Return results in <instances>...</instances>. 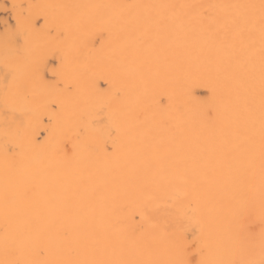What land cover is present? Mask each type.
Returning <instances> with one entry per match:
<instances>
[{
	"label": "bare ground",
	"instance_id": "obj_1",
	"mask_svg": "<svg viewBox=\"0 0 264 264\" xmlns=\"http://www.w3.org/2000/svg\"><path fill=\"white\" fill-rule=\"evenodd\" d=\"M46 3L36 5L47 12L45 25L34 16L41 29H55L52 36L42 37L36 24L23 29L36 20L13 11L20 31L32 32L10 42L21 53L38 49L47 61L42 47L63 51L56 65L50 54L44 63L55 78L29 82L38 86L34 95L39 82L48 86L47 113L41 109L48 121L39 108L46 99L29 91L33 98L23 103L36 98L39 111L30 104L33 125L23 124L35 129L23 127L29 139L14 131L22 141L16 155L0 141V264H173L185 243L203 248L196 259L210 264H260L262 0ZM8 22L0 19V36L12 31ZM14 59L11 67H21ZM22 70L0 76L9 84L7 103L12 80L19 77L18 89L28 85ZM36 129L44 135L34 142Z\"/></svg>",
	"mask_w": 264,
	"mask_h": 264
},
{
	"label": "rangeland",
	"instance_id": "obj_2",
	"mask_svg": "<svg viewBox=\"0 0 264 264\" xmlns=\"http://www.w3.org/2000/svg\"><path fill=\"white\" fill-rule=\"evenodd\" d=\"M3 1V2H2ZM12 0H0V5H3V6H1V10H0V19H6L7 20V22H8V24L10 25V24H13L11 27H12V31L14 32V30H15V28H17L18 29V32H16L17 34H15V33H13L12 31H11V29H10V32H7V34L8 35H4V34H6V33H3L1 36H0V38L2 37V41H5V43H4V45H3V42L2 41H0V42H2V43H0L1 44V46L3 45V47L4 48H2V49H0V61H5L4 59L6 58V61H5V63L4 64H2V63H0V76L2 77V76H4V75H1L2 74V72H4L5 73V76H8V75H10V74H16L17 76H18V72H19V69H23L24 71L26 70L27 71V75H26V78L24 79V80H28L27 82L26 81H24V82H26V84H28V85H25L24 83H23V90H24V92H22L23 90H22V88H20V89H18V87L17 86H20L19 84L20 83H18V79H19V77H17L16 78V80H12L11 82H13V84H12V91H11V93L10 94H12L11 95V98L13 99V100H11V98H10V100L11 101H9L8 100V103L6 102V100H7V98L9 99V96L7 97V92H6V89H7V91H9L10 92V90L8 89V82H6V81H2L3 79L2 78H0L1 80H0V141L1 142H3L2 143V148L5 146V147H7V150H8V152L10 153L11 151H14L15 153H14V155H16V152H17V148H18V146L20 147V146H22V141H21V138H25V139H29V138H26V137H29V133H31V131L32 130H34L35 128V124H34V127L33 126H31V124L29 125L28 124V126H27V128H26V125H27V123L25 122V125L23 124L24 123V121H28V122H30L33 118H31L30 117V120L29 119H27L26 117H27V113L25 112V111H27V109H28V113L29 112H32L33 110L32 109H34L33 108V106L35 105L34 103H36L35 101H38V100H36V98H41V96H42V102H43V100H45L46 98L45 97H47L46 95V93L45 92H49V89H48V86H46L45 85V83L44 82H39L40 84L42 83V86H43V88L44 87H46V89L44 88V90H43V88L42 89H39V90H41V91H39V93L41 92V94L43 93L44 95H45V97H43L44 95L42 94H39V93H37L36 94V91H35V95H34V91H33V88H35V87H38V86H35V87H31V85L33 86V82H34V84H36L35 82H36V80H33L34 78V76L36 77V78H38V80L40 79V77H43V79L45 80L46 78H50V76H51V78H52V76L53 75H51L50 73H48V71H47V68H46V66L47 65H45V67H44V63H46L47 64V62L48 63H50V62H52V60H53V62H52V64H54V62H56V54L58 53H60L61 52V54H62V47L61 46H63V43H62V45L60 44V42H59V45H61L60 47V49H61V51L60 52H56V51H49V50H47V46H44V47H42V49L41 50H44V49H46V50H44L43 51V53L46 51V53L45 54H47L48 53V57H46V59L47 58H53L52 60L50 59H48L47 61L45 60V59H43V58H45V57H43L42 55H44V54H41V52H40V50H39V52H38V49L36 50L37 52H35V54H34V52H31V51H29V49L27 48L26 49V51L25 52H23V53H21L17 48H15L14 47V44L13 43H10L13 39H17V40H19L18 39V35L20 36V35H25V36H30L31 34H32V32L31 31H29L28 29H27V31L25 30V33L22 31H20V30H22V29H20V27H22L23 25H25V26H23V29H26V26H27V28H29L28 27V25L27 24H31V26H30V30H33V26H35V24H36V27L38 28L40 25H38L39 23H38V21L40 20V19H42L41 20V22H43V24H42V26L43 25H45L44 24V22L47 20L45 17L46 16H48L47 15V12H46V15L45 14H43L38 8H37V6L36 5H38V2H39V0H16V2H14V0H13V2H11ZM34 1H36L35 2V5H30V3L32 2V3H34ZM46 1L47 0H43V6L45 7V5L47 4L46 3ZM13 3V4H9V3ZM23 2H28V3H26L27 5H25V4H23ZM15 4V5H14ZM21 4V5H20ZM45 4V5H44ZM9 6H10V8H9ZM27 8H26V7ZM48 6V5H47ZM3 7H5V8H3ZM25 7V8H24ZM19 8V9H18ZM5 9V10H4ZM15 10H17V15L19 16V18H28V22L29 21H31V19L29 20V17L30 16H27V14L30 12V14H31V16L32 17H34V18H32V19H35L36 20V17L34 16L35 14H37L39 17H40V19H38L39 17H37V19H38V21L36 20H34L36 23H34L33 21L31 22V23H27V22H25V24H23L22 25V23H21V19H19V21L17 22V19H15L14 20V17H13V15H14V13H13V11H15ZM25 10V11H24ZM39 10V11H38ZM45 10V9H44ZM21 13H20V12ZM24 12V13H23ZM25 12L27 13V14H25ZM54 12V11H53ZM55 13V12H54ZM25 14V15H24ZM50 14V13H49ZM16 15V14H15ZM22 15V16H21ZM36 15V16H37ZM18 16H16V17H18ZM24 16H27V17H24ZM5 17V18H4ZM15 17V18H16ZM40 22V21H39ZM34 23V24H33ZM1 24V23H0ZM41 24V23H40ZM48 24V23H47ZM15 25H16V27H15ZM14 26V27H13ZM46 26H48V25H46ZM52 26H54V25H52ZM25 27V28H24ZM50 27V26H49ZM40 28V27H39ZM46 28V27H45ZM58 28V27H57ZM52 30V29H54V28H47L46 30H44V29H41L40 28V30H44L43 32H42V37L44 36V37H47V32H48V34H49V36H52V34L54 33V31H55V29L54 30H52V31H50V30ZM52 32V34L50 33V32ZM59 31H62L61 29L59 30ZM41 32V31H40ZM56 32V31H55ZM11 33V34H10ZM44 33V34H43ZM61 32H59V33H56V34H60ZM62 35H64V32L63 33H61ZM54 35V34H53ZM59 36H61V35H59ZM58 36V37H59ZM62 37L63 36H61V38L60 39H62ZM20 38V37H19ZM7 39V40H6ZM46 40H47V38H46ZM31 41V40H30ZM7 43H9V45L7 44ZM18 44V43H17ZM48 45V44H47ZM5 46H7V47H9V49L6 51V48H5ZM58 46V45H57ZM51 47V46H50ZM49 46H48V49L50 48ZM11 48V49H10ZM44 48V49H43ZM57 49H59V47H57ZM53 50H56V49H53ZM3 51H5V52H8L9 51V53H6V54H4L3 53ZM12 51H13V53H12ZM15 51V52H14ZM30 53H29V52ZM48 51V52H47ZM20 52V54L18 55L19 56V58H18V60L16 59V57H18L17 56V54ZM50 52V53H49ZM55 52V53H54ZM10 53H12V54H10ZM17 53V54H16ZM49 54L51 55V57L49 56ZM57 54V55H58ZM4 55V56H3ZM9 55H12V56H9ZM28 55H30V57H28ZM42 56V57H41ZM45 56H47V55H45ZM5 57V58H4ZM14 59V62L16 61V62H18V63H20V65H22L21 67L18 65V63L16 64V62L14 63V65L16 64V65H18L20 68L18 69V66L17 67H14V66H12L11 67V63H13V61H12V59ZM30 59V62H29V59ZM20 60V61H19ZM2 61V62H3ZM2 64V65H1ZM33 64V66H31ZM7 67H6V66ZM15 65V66H16ZM35 65H36V67H35ZM54 65H56V64H54ZM8 68V69H7ZM45 68V69H44ZM14 69L15 70H17V71H14ZM41 69H42V71H43V73H41L42 71H41ZM46 71H44V70ZM22 70V71H23ZM40 72V75H42V76H38L37 77V75H38V73ZM8 73V75H6L7 73ZM16 72V73H15ZM46 74H45V73ZM30 73V74H29ZM28 75H31V76H28ZM34 75V76H33ZM44 75H45V77H44ZM47 75V76H46ZM54 78H55V76H53ZM31 78H33V79H31ZM35 78V79H36ZM48 78V79H49ZM42 79V78H41ZM30 80H32L33 82L32 83H29L30 82ZM15 81V82H14ZM16 81H17V85H16ZM56 81L57 80H55V83H56ZM19 82H20V80H19ZM103 83V82H102ZM37 84H38V82H37ZM58 84L60 85V82H58ZM104 84V83H103ZM16 85V86H15ZM22 85V84H21ZM39 86H41V85H39ZM21 87V86H20ZM28 87H30V88H28ZM17 89V90H16ZM27 89V90H26ZM28 89H30V90H28ZM36 89V88H35ZM38 89V88H37ZM36 89V90H37ZM26 90V91H25ZM46 90V91H45ZM16 91V93H14ZM29 91L31 92L30 94L33 96H35L34 98H35V100L34 99H31L32 101H34V105L32 106V101L31 102H29L30 104H31V106H32V109H31V106H30V104H29V106H30V109L32 110V111H29L30 109L28 108L29 106H27V105H25V103H23V101H25L26 102V97L28 98V100H30V97L31 98H33L30 94H29ZM37 91V92H38ZM20 92V93H19ZM5 93H6V96H5ZM14 93V94H13ZM26 93H27V95L29 96H27L26 95ZM20 94H21V96H20ZM14 95H15V97H16V99H15V97H14ZM37 95V96H36ZM41 95V96H40ZM4 96H5V98H4ZM22 97V98H21ZM24 98V99H23ZM40 101V102H41ZM48 101V98L46 99V101H44L42 104H44L45 102H47ZM10 102V103H9ZM13 102H16V103H18L19 105L21 104V106H16ZM41 103H39L40 105H42ZM48 103V102H47ZM47 103H45L43 106H42V108L41 107H39L37 104L35 105V106H38L39 108H40V110L42 109L43 110V108H45L44 110H46V111H44L45 113H47V110H48V104ZM27 104H28V102H27ZM47 104V105H46ZM15 105V106H14ZM23 105H25V106H27L26 108L24 107L23 108ZM34 106V107H35ZM37 107V108H38ZM17 108H20L21 109V111L19 110V112H18V109ZM39 111V110H37L36 108L34 109V111ZM41 110V111H42ZM37 114H39L38 112H36ZM42 113H43V111H42ZM45 113H43L42 114V119H45V120H42L41 118H39V116H37L39 119H41L42 121H48V116H47V114H45ZM23 114H24V116H23ZM35 114V113H34ZM26 115V116H25ZM32 114H30V115H28V116H31ZM36 115V114H35ZM34 115V116H35ZM45 117H44V116ZM33 116V117H34ZM29 118V117H28ZM37 118V119H38ZM47 118V119H46ZM27 119V120H26ZM35 119V118H34ZM33 121V120H32ZM35 121V120H34ZM42 121H39L40 123L39 124H41L42 123ZM36 122H38L37 120H36ZM43 122V123H44ZM30 123H32V125H33V122H30ZM38 124V123H37ZM18 126V128H16V127H14V126ZM5 126H7V129H6V127ZM9 126V127H8ZM25 126V128H26V130H28V129H30V130H28V131H30L28 134H26V137H23L24 136V134H25V132H26V130H25V128H23ZM29 127V128H28ZM31 127V128H30ZM16 128V129H15ZM4 129H5V131H6V133H5V131H4ZM15 129V130H14ZM18 129V130H17ZM24 129V130H23ZM36 130H38V129H36ZM36 130H35V134L37 133L36 132ZM17 132L16 134H18L19 133V135H21L22 134V132L23 131H25L21 136V138H20V136L19 137H17V135H15V132ZM21 131V132H20ZM27 131V132H28ZM40 131V132H39ZM26 132V133H27ZM38 132L39 133H37L36 134V138H35V140H34V138H33V141L34 142H36V140H37V136H39V137H42V135H44V131L42 130V132H43V134L41 135V129H39L38 130ZM5 133V134H4ZM14 133V134H13ZM13 134V135H12ZM12 135V136H11ZM9 136V137H8ZM17 137V139H15L16 137ZM3 137H4V139H5V141L6 140H8L9 138H10V142L11 143H8L9 141H7L6 142V144H5V141H4V139H3ZM33 137H34V135H33ZM43 138V137H42ZM3 139V140H2ZM12 139V140H11ZM15 139V140H14ZM23 140V139H22ZM41 139L39 138L38 139V141H40ZM26 141V140H25ZM19 142V143H18ZM8 143V144H7ZM21 143V144H20ZM10 144V145H9ZM37 144V143H36ZM17 145V146H16ZM11 146V147H10ZM17 148H16V147ZM15 147V148H14ZM11 148V151H9V149ZM4 149V148H3ZM32 161H34V160H32ZM34 163H35V161L33 162V167H34ZM31 169H33V168H31Z\"/></svg>",
	"mask_w": 264,
	"mask_h": 264
},
{
	"label": "snow or ice",
	"instance_id": "obj_3",
	"mask_svg": "<svg viewBox=\"0 0 264 264\" xmlns=\"http://www.w3.org/2000/svg\"><path fill=\"white\" fill-rule=\"evenodd\" d=\"M262 6H264V0H262ZM52 107H55V105H53ZM208 115L211 117L213 115L212 113V109L209 108L208 109ZM43 133H41L42 135ZM37 139H39V136H37ZM9 151H11V149H9ZM174 228H178V225H174ZM183 231H187V228H184ZM184 258L179 260V261H175L173 262V264H210L209 261H206L204 259H196V257L201 256L203 254V248H198L194 243L193 244H188L185 243L184 248ZM39 255H44V249H40L38 252ZM215 264H227V262H215ZM246 264H253V262L249 261L246 262ZM260 264H264V260H261Z\"/></svg>",
	"mask_w": 264,
	"mask_h": 264
}]
</instances>
